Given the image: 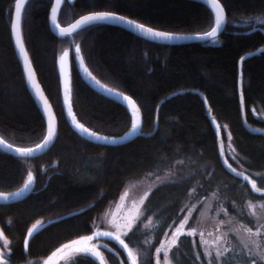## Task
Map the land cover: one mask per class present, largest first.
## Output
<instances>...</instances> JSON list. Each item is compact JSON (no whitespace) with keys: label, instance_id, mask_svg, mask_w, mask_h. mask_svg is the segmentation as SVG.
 Returning <instances> with one entry per match:
<instances>
[{"label":"trees","instance_id":"16d2710c","mask_svg":"<svg viewBox=\"0 0 264 264\" xmlns=\"http://www.w3.org/2000/svg\"><path fill=\"white\" fill-rule=\"evenodd\" d=\"M51 1L26 0L20 28L56 114L57 134L35 156L0 149V190L17 188L29 174L34 178L24 198L0 204V230L8 240L5 264H38L61 242L92 231L126 182L149 177L166 179L145 195L140 219L123 231L113 230L137 264H155L169 228L191 204L193 219L204 199L210 200L209 215L217 213L223 221L228 245L214 253L198 233L181 231L167 249L170 262L264 264V241L257 249L245 245L230 222L255 229V209L264 208V49H259L264 46V0H220L226 14L223 30L208 40L185 43L154 42L104 22L58 36L48 24ZM13 2L0 0V135L14 145L30 146L44 136L45 124L12 45ZM94 10L174 32H202L214 22L212 11L196 0H63L57 19L66 24ZM62 43L70 50V100L77 119L105 135L123 134L131 125L125 106L81 78L74 48L100 81L135 100L142 116L138 135L122 144H100L71 129L57 72ZM93 241L107 264H131L113 237ZM57 264L99 262L77 251Z\"/></svg>","mask_w":264,"mask_h":264},{"label":"water","instance_id":"95a60500","mask_svg":"<svg viewBox=\"0 0 264 264\" xmlns=\"http://www.w3.org/2000/svg\"><path fill=\"white\" fill-rule=\"evenodd\" d=\"M68 1H72V0H68ZM196 1H199L205 4L212 11L213 16H214V22L212 26L209 29L202 31V32L186 33V32H174V31L163 30V29L155 28L153 26H149L140 21H137L135 19H132L120 13L109 11V10L88 11V12H85V13H82L76 16L75 18H73L71 21H69L66 24H60L57 22V14H58V10H59L62 0H60L59 3H57V0L51 1L50 8H49V14H48V24H49V28L51 29V31L55 35H58V36L70 34L78 30L79 28H82L88 24L96 23V22H104L108 24L117 25L121 28H124L130 31L131 33L135 35H138L142 38H145V39H148L154 42H159V43H185V42H192V41H204V40H208L210 38L217 36L223 30L225 26V22H226V14H225V10H224L222 3L220 2V0H196ZM25 2L26 0H23V3L21 4L19 18H17L16 7H15L17 0H14L13 2L11 19H10V37H11V41H12V45L14 48L16 58L22 70V74H23L26 87L33 101L35 102L40 114L43 117L44 124H45V133L40 141L30 146L14 145L8 142L7 140H5L0 135V141L4 142L3 144H0V149L7 151L9 153H12L14 155H17V156L31 157V156H35V155H38L44 152L54 141L56 134H57V118L53 110V107L38 80V77L30 61V58L28 56V53L26 51V48H25V45L22 39L21 28H20V18H21L22 8ZM53 8L56 9L55 21L52 20V9ZM103 13H107L110 15L106 19L85 21L83 24L79 25V27H74L77 24V21L83 20V18L86 16L98 15V14H103ZM217 13H219L223 18L219 26L215 24ZM121 17H123V19H120ZM137 25H143L144 29L138 28ZM212 27H217V34L213 37L204 35L206 32L211 31ZM145 29H152L153 33L163 32V33H169L171 35L170 37H158V36H155L145 31ZM262 30L264 29L262 28ZM21 48H23V51H21ZM259 49H264V46L259 47ZM255 51L256 49L245 52L240 57V60L244 57L252 55ZM72 57H73L76 69L79 72L81 78L92 89H94L95 91L99 92L100 94L108 98H111L119 102L120 104L126 107V109L129 111L131 115V125H130V128L123 134L105 135V134H100L95 131H92L86 125H84L77 119L73 111L71 100H70V50L64 49L58 57L57 72L59 76V86H60L62 109L64 112L65 119L68 125L71 127V129L74 130L77 134H79L83 138L89 141H92V142L100 143V144H112V145L122 144L126 141L131 140L136 135H138L141 132L142 116H141L140 109L137 103L135 102V100L127 93L120 91L118 89H115L103 83L102 81H100L88 69L78 48H74L72 50ZM29 75H30V78H29ZM238 91H239L240 99H241L242 95H241V74L240 73L238 76ZM200 96L202 97V99H204V102H205L204 95L200 93ZM122 97L130 98L131 102L135 104V107L137 109L135 113L133 112L131 104L127 100L122 99ZM205 106H207L206 103H205ZM137 116L140 119V124L136 128V130L133 131L132 122ZM50 125L52 128L53 134L50 139H47ZM78 125H81L82 127H78ZM85 129L87 131H85ZM46 139H47V143H45ZM4 144L11 145V148L4 147ZM37 145H41V147L37 148ZM16 149H33L34 151L30 153H21V152L15 151ZM26 184H27V187H25ZM33 184H34V178L32 179L31 182H29L28 177H27L22 182V184L19 185L15 189L0 190V204L11 203V202L24 198L32 190ZM5 196L7 197L6 199L3 198ZM101 236H110L116 239L126 251L131 264H137L135 257L133 253L131 252L129 246L127 245L126 241L124 240V238L121 235H119L118 232H114V231H111L105 228L92 230L87 234L79 235V236H76V237H73V238H70L68 240L61 242L60 244L55 246L52 250H50L41 259L39 264H57L58 261L61 258H63L65 255H67L68 253L77 252V251H85L89 253L90 255H92L93 257H95L96 260L99 262V264H107L97 244L95 242H92L94 238L101 237ZM89 237H91V239H89Z\"/></svg>","mask_w":264,"mask_h":264},{"label":"rangeland","instance_id":"374dc122","mask_svg":"<svg viewBox=\"0 0 264 264\" xmlns=\"http://www.w3.org/2000/svg\"><path fill=\"white\" fill-rule=\"evenodd\" d=\"M57 22L59 23L58 19ZM65 47H67L66 44L62 43L58 57ZM164 179L166 178L149 177L137 178L133 181L126 182L117 198L113 201H109L100 215L96 218L93 229L105 228L111 231H123L128 228L131 223L141 218L143 212L142 204L145 195L155 184L158 182L160 183V181ZM209 201V199H204L202 201L193 219H191V213L194 207L191 204L186 208L183 217L167 231L157 251L160 253V257L158 256L156 258L155 264H172L168 258V254H166L167 249L181 231L187 230L198 233L206 248L214 253H218L220 249L228 245L226 240L227 237L223 235V221L217 219V213L209 215ZM255 210V224H257L255 229L246 227L242 224H236L235 222L232 224V221L230 222L231 229L233 230L232 232L237 239L245 245L257 249L259 247V241H264V208L258 207ZM1 239L5 240V244ZM6 242L7 239L5 235L0 231V254L3 253L2 251L7 252L8 248Z\"/></svg>","mask_w":264,"mask_h":264},{"label":"snow or ice","instance_id":"6c2138e0","mask_svg":"<svg viewBox=\"0 0 264 264\" xmlns=\"http://www.w3.org/2000/svg\"><path fill=\"white\" fill-rule=\"evenodd\" d=\"M59 2H60V0H57V3H59ZM22 3H23V0H17V3L15 5L17 18L20 17V7H21ZM55 12H56V9L53 8L52 9V20L53 21H55V19H56ZM109 15L110 14L103 13V14H98V15L86 16V17L83 18V20L77 21V24L74 27H79V25L83 24L85 21H94V20L106 19ZM120 19H123V17H121ZM222 19H223L222 16L219 13H217L216 19H215V24L217 26H219L221 21H222ZM137 27L140 28V29H144L143 25H137ZM145 31H147V32H149V33H151V34H153L155 36H158V37H170V35H171L169 33H163V32H154L153 33L152 29H145ZM216 34H217V27H212L211 31L206 32L204 35L209 36V37H213ZM21 51H23V48H21ZM29 78H30V75H29ZM122 99L127 100L131 104V107H132L134 113L137 111V109L135 107V104L131 102L130 98L122 97ZM139 124H140V119L137 116V117H135V119L132 122V130L133 131L136 130V128L139 126ZM78 127H82V126L78 125ZM85 131H87V130L85 129ZM52 134H53V132H52V128H51V125H50L47 139H50ZM47 139L45 140V143H47ZM3 143H4L3 141H0V144H3ZM4 147L11 148V145L4 144ZM39 147H41V145H37V148H39ZM15 151L21 152V153H30V152H32L34 150L33 149H16ZM32 179H33V177L31 176V174H29L28 181L31 182ZM25 187H27V184L25 185ZM3 198L6 199L7 197L5 196ZM29 235H31V232L29 233ZM89 239H91V237H89ZM0 264H3L2 258H0Z\"/></svg>","mask_w":264,"mask_h":264},{"label":"flooded vegetation","instance_id":"af4514ba","mask_svg":"<svg viewBox=\"0 0 264 264\" xmlns=\"http://www.w3.org/2000/svg\"><path fill=\"white\" fill-rule=\"evenodd\" d=\"M68 1V0H67ZM62 3H63V0H62V2H61V5H62ZM60 5V6H61ZM60 8V7H59ZM59 11V10H58ZM31 229V228H30ZM28 230V231H31V230ZM94 230V229H93ZM1 231V230H0ZM3 233V232H2ZM6 237V236H5ZM7 239V238H6ZM1 241L5 244V240L4 239H1ZM92 242H94L93 240H92ZM7 244H8V240H7V242H6V246H7ZM3 253L2 254H0V258H2V261H3V264H5V259H6V254H7V252H4V251H2ZM41 261V260H40ZM39 264V263H38Z\"/></svg>","mask_w":264,"mask_h":264}]
</instances>
